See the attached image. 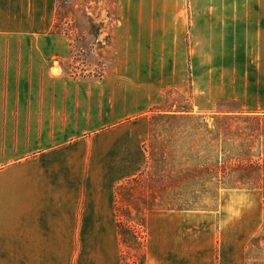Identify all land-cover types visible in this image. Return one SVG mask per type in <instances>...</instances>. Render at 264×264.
<instances>
[{
    "label": "crops",
    "instance_id": "0c3cea01",
    "mask_svg": "<svg viewBox=\"0 0 264 264\" xmlns=\"http://www.w3.org/2000/svg\"><path fill=\"white\" fill-rule=\"evenodd\" d=\"M55 8L0 0V264H123L116 188L171 96L259 117L262 186L149 213L146 264H246L264 223V0H115L100 77L67 72Z\"/></svg>",
    "mask_w": 264,
    "mask_h": 264
},
{
    "label": "rangeland",
    "instance_id": "374dc122",
    "mask_svg": "<svg viewBox=\"0 0 264 264\" xmlns=\"http://www.w3.org/2000/svg\"><path fill=\"white\" fill-rule=\"evenodd\" d=\"M114 4L115 0H56L52 24H54V32L68 38L70 42V54L65 62L66 70L70 75L100 77L110 67L112 60L109 32L111 24L116 22L113 18ZM224 108L233 113L195 114L192 112L188 99L171 96L166 107L154 111L155 113L149 116L151 129L145 146L151 147L158 133L169 130L166 126L154 134L153 125L158 117L167 116L162 120L166 123L167 118L177 116L182 118L183 127L181 130L174 131L177 140L175 146L179 155L184 157L183 163L189 168L216 165L218 168L230 170V174L224 180L226 186H222L219 179L207 185L212 188L213 192L218 193L219 191L217 199L212 196L191 199L190 207L196 210L216 211L221 191L229 190L224 189L225 187H241L242 183L249 184L239 179L245 174L244 170L238 168L242 167L240 159L245 156H258L261 151L260 118L241 113L237 104ZM158 140L166 141V137ZM254 161L258 162L256 158ZM149 163L151 166L154 165L147 154L146 166ZM154 172L153 168H150L146 174L150 176L154 175ZM193 184L194 188L200 190L203 185H206V179L195 180ZM217 188L221 190L217 191ZM198 195L201 196V194ZM126 252L130 258L129 264H134V253L130 250ZM263 259L264 238L251 249L250 261L248 263L247 260L246 264H264L260 261Z\"/></svg>",
    "mask_w": 264,
    "mask_h": 264
},
{
    "label": "trees",
    "instance_id": "16d2710c",
    "mask_svg": "<svg viewBox=\"0 0 264 264\" xmlns=\"http://www.w3.org/2000/svg\"><path fill=\"white\" fill-rule=\"evenodd\" d=\"M72 75V74H71ZM74 77V75H72ZM165 117V118H164ZM167 116H160L153 125L154 134L160 128H169L158 133L157 139L153 141L152 146H144L146 153L150 157V162L142 172L135 178L122 183L116 188V210L118 214V231L121 244L124 247L122 254L123 264H129L126 250L134 253V264H146V222L147 215L153 211H207L191 208V199H197L205 196L218 198V193L213 192L212 188L207 186L215 179H219L222 186H226L225 181L230 174L227 168H218L214 166H197L189 168L183 163L184 157L176 151L177 140L175 139V130H181L182 118L171 116L167 122L162 120ZM161 119V120H160ZM173 136V137H172ZM166 137L165 140H158ZM243 158V159H242ZM242 167L244 176L240 180H245L249 184H241V187L229 186L224 189L231 190H258L262 186V165L261 151L258 156L242 157ZM254 158L258 162L254 161ZM246 163V165H244ZM153 168L154 175L147 176V172ZM222 170V171H221ZM206 179V185L200 190L194 188L195 180ZM198 194H201L198 195ZM122 197V198H121ZM121 198V199H120ZM122 202H121V201ZM264 238V226L260 235L255 237L247 252L248 263L250 261V251L256 247L260 240ZM264 262L263 260H260ZM247 263V264H248Z\"/></svg>",
    "mask_w": 264,
    "mask_h": 264
}]
</instances>
